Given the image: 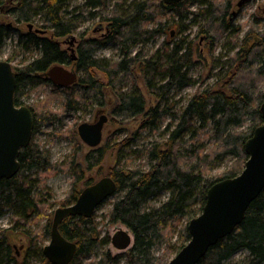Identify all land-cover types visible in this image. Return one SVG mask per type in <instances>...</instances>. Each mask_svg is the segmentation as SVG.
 Returning a JSON list of instances; mask_svg holds the SVG:
<instances>
[{
	"label": "trees",
	"instance_id": "obj_1",
	"mask_svg": "<svg viewBox=\"0 0 264 264\" xmlns=\"http://www.w3.org/2000/svg\"><path fill=\"white\" fill-rule=\"evenodd\" d=\"M69 1L17 0L11 12L19 13L18 21L25 23L40 16L42 28L51 31L52 37L58 40L73 34L79 19L83 17V13L77 15L79 8L70 10ZM5 3L0 1V8ZM112 3L113 0H88L81 8L93 18L111 6L113 12L106 18L109 23L107 38L85 43L78 59L72 63L74 68L82 69L85 73L75 85L64 89V93H68L65 108L80 111L93 103L102 107L106 103V89L112 87L117 93V105L112 112L115 117L143 116L147 119L146 125L157 130L159 118L169 115L170 111L159 103L172 90L181 91L191 83L189 73L202 53L195 39L190 40L189 37L164 43L147 57H142L145 54L140 51L135 57L129 58V49L154 41L164 33V17L182 16L185 8L195 4L200 7L196 17L207 24L201 34H212L218 40L230 32L240 38L243 30L235 29L228 23L231 8L229 2L222 6L211 0H183L173 5L164 0H133L122 6L118 0L114 6ZM151 23L157 28H147ZM172 33L182 34V28L172 30L171 36ZM243 35L242 43L235 49L233 57H229L222 66L224 75L219 79L220 82L193 95L179 114L173 113V120L167 127L168 138L147 147L149 170L135 169L126 173L116 171L111 175L118 188L108 216L111 223H121L134 234V247L126 253L113 256L111 252L103 251L108 241L100 239V231L93 216H69L60 225V232L66 239L77 244V253L70 264H85L90 257L96 258L90 264H165L167 258H156L154 248L164 243L168 223L178 218L191 221L200 216L207 201L208 190L214 184L233 179L242 173L249 158L245 144L255 130L264 124L261 114L264 103V33L249 30ZM5 38L2 26L0 51ZM111 42H120L126 49L125 58L118 63L96 57L97 52ZM29 46L35 47L40 55L23 63L20 68H13L17 80L15 104L18 107L26 106L23 96L29 87L39 82H48L45 73L51 67L70 64L67 54L49 37L33 38L25 43L27 49ZM98 72L105 76L106 83L98 78ZM139 81L159 102L157 106L147 110L144 96L136 90L128 91L126 85L131 83L136 87ZM53 88L59 90L56 86ZM77 88L79 94H76ZM28 107L34 115L35 135L52 115L43 112L46 105L43 108L41 103ZM202 131L210 134V139L218 144L216 155L235 159L221 177L210 175V155L201 154L202 145L198 144V139ZM189 140L190 148L187 147ZM105 155L106 148L92 151L87 157L90 169L101 164ZM188 161L196 162L190 163L189 168L183 167ZM19 162L21 169L18 174L0 181V218L7 211L13 210L18 215L16 218L28 221L43 212L44 204L42 201L39 203L35 196L40 186L38 177L56 167L51 162L49 151L40 148L33 139L22 150ZM78 167L73 189L65 203L67 206L73 205L82 191L78 189V184L84 180L85 175ZM90 185L86 184V187ZM163 193H170L167 201L159 206L145 207L150 199ZM11 230L15 229H0V264L14 262L8 235ZM47 231L51 233L50 225H47ZM181 237L184 243L178 253L191 239L188 227L183 229ZM168 250L169 254L173 252L170 247ZM242 251L249 254L247 264H264V191L251 204L241 226L213 246L199 264H229L230 259ZM41 258L43 264H51L43 254Z\"/></svg>",
	"mask_w": 264,
	"mask_h": 264
},
{
	"label": "rangeland",
	"instance_id": "obj_2",
	"mask_svg": "<svg viewBox=\"0 0 264 264\" xmlns=\"http://www.w3.org/2000/svg\"><path fill=\"white\" fill-rule=\"evenodd\" d=\"M0 1L6 2L0 9V28L4 27L6 35L0 51V61L11 63L13 68H20L23 63L37 58L40 54L35 47L29 46V49L25 47V43H28L33 38L49 37L56 42L70 40V36L60 38V40L54 39L51 31H48L45 35H35L34 31L30 33L28 29L30 24L34 25V29L45 30L41 26V17L36 16L29 23L19 22V13L11 12L17 0ZM87 1H69L70 10L77 7L80 9L77 15L83 13V17L79 19L77 27L74 29L73 34H71L76 39L75 46L59 44L60 48L63 51H67L69 55H73L70 49H74L78 57L80 49H83L85 43L88 41L107 38L108 32L106 28L109 26V23L106 21V18L112 15L113 7L111 6L107 11L104 9L98 16L93 18V16H89L88 12H84L81 9ZM115 1L113 0V6ZM132 1L118 0L121 6L124 3L129 4ZM211 1L221 4V6L225 3H230L231 8L227 20L235 29L242 28L243 33L249 30L264 33V0H248L242 6L238 5L241 0ZM199 10L200 7L195 4L185 8V14L182 16L164 17L162 20L165 24L163 27L164 33L160 34L154 41L148 42L145 46L143 45L144 47L134 46L129 49V58L135 57L140 51L145 54L142 57H147L164 43H173V41L176 42L182 37H189L190 40L195 39L202 53L196 59V63L189 73L191 83L181 91L172 90L165 100L160 103L148 93L141 81L138 82L136 87L131 83L126 85L128 91L132 92L136 90L139 95L144 96L147 101V110L151 106H157L158 103L165 110L170 109L169 115L167 114L159 118L160 124L157 130H153L147 126V119L143 116L115 117L112 112L117 105V93L112 87L106 89V103L104 106L101 107L93 103L91 106L84 107L80 111L67 110L64 102L68 93H64V89L54 90V85L49 80L48 82H39L25 91L26 94L23 96V101L26 106L41 103L42 107L46 105V108L43 107V112H48L52 115V118L43 124L39 131L33 135L32 139L40 148L49 151L51 162L56 169L41 174L38 177L40 186L36 190L35 196L39 200V203L42 201L44 204L42 206L43 212L40 215H34L28 221H22L19 217L16 218L18 215L16 211L12 210L7 211L0 218V229H15L11 230L8 234L14 257L12 264H43L41 256L44 247L51 241V233H48L47 225H50L51 232L56 210L67 207L65 203L74 186L76 167L79 166L78 168L85 175L84 180L78 184V189L82 191L86 188V184H95L105 177L112 178L111 175L115 174L116 171H124L126 173L129 170L135 169L149 170L150 165L146 157L147 147L151 143L162 142L168 138L167 127L173 120V113L179 114L180 110H183L187 106L190 98L198 93V91L216 86L217 81L224 75L222 66L229 57H233L236 52L235 49L242 43L244 35L242 33L240 38H238L236 34L229 32L228 35H223L217 40L213 38L212 34H201L203 27L207 24L196 17ZM102 27L104 29H100ZM180 27L182 28V34L177 35V33H174L172 36L170 35L172 30H179ZM147 28L152 29L157 27L151 23L147 25ZM234 28H232V31ZM125 50L120 42H111L101 48L97 52L96 57L99 60L105 59L107 62L118 63L125 58ZM73 62L70 61L69 65L64 66L69 70H73ZM75 69L78 73L79 81L85 72L82 69ZM97 75L103 83L107 82L101 72H98ZM79 92L80 90L77 88L76 94H79ZM103 114L108 116V122L104 126L102 144L96 149L106 148V155L101 164L90 169L87 157L95 149L89 147L81 140L78 127L83 123H96ZM201 133L202 135L198 139V144L202 145V156L210 155L209 159L212 160L210 163L212 165L211 171H209L210 175L221 177L233 165L235 159L216 155L219 148L218 144L210 139V134H207L205 131ZM188 138H190V135ZM187 147L190 148V140ZM195 162L188 161L185 165L183 164V167L189 168L190 163ZM116 197L114 195L107 199L96 209L93 215L98 231H100V239L104 238L108 241V244L103 247V251H109L113 256L128 252V250H118L112 245V238L119 230H129L121 223H111L109 219L108 214L113 207ZM169 198L170 193H163L159 197L150 199L145 207L159 206ZM189 223L190 221L186 218H178L168 223L165 229L166 239L164 243L158 244L154 248L156 258L163 260L167 258L165 264L170 263L184 243L181 235L183 229L188 227ZM131 234L133 239L132 249L135 245V236L132 232ZM169 247L173 249V252L170 254ZM40 252L42 253L40 254ZM94 261H96V258L90 257L86 260L85 264H90ZM247 262H249V254L246 251H242L234 255L230 259L229 264H247Z\"/></svg>",
	"mask_w": 264,
	"mask_h": 264
},
{
	"label": "water",
	"instance_id": "obj_3",
	"mask_svg": "<svg viewBox=\"0 0 264 264\" xmlns=\"http://www.w3.org/2000/svg\"><path fill=\"white\" fill-rule=\"evenodd\" d=\"M164 1L173 5L183 0ZM246 1L241 0L238 5L242 6ZM29 26L32 27L31 24ZM45 77L62 89L78 82V73L60 64L51 67ZM16 88L12 64L0 61V181L18 174L21 169L20 154L30 145L34 135V115L28 106H16ZM261 114L264 120V103ZM107 122L108 116L103 114L94 124H81L78 127L81 140L91 148H98L102 144ZM245 151L249 158L242 173L233 179L220 181L208 190L202 214L188 225L190 241L169 264H199L213 246L241 226L251 204L264 191V124L247 141ZM117 188L113 178H102L86 187L73 205L56 210L51 241L43 250L51 264H70L77 253V244L60 232L62 222L69 216L92 217L100 205L116 194ZM132 242L129 230H119L112 238V245L122 251L130 250Z\"/></svg>",
	"mask_w": 264,
	"mask_h": 264
},
{
	"label": "flooded vegetation",
	"instance_id": "obj_4",
	"mask_svg": "<svg viewBox=\"0 0 264 264\" xmlns=\"http://www.w3.org/2000/svg\"><path fill=\"white\" fill-rule=\"evenodd\" d=\"M1 9V8H0ZM32 25V24H31ZM28 29H29V31H30V33H32L33 31H34V33H35V35L36 34H40V35H45V34H47L48 33V30H41V29H34V25H32V27L30 28V26H28ZM100 29H104L103 27L102 28H100ZM97 31V30H96ZM106 31L107 32H109V27H107L106 28ZM31 35V34H30ZM37 36H39V35H37ZM70 36V40L68 41V40H66V41H63V42H57V44H58V46H59V44H70L71 46H75V44H76V39L74 38V40H72V37L73 36H71V35H69ZM60 40V39H59ZM60 47V46H59ZM71 51H72V53H73V55L71 54V55H69V53L67 52V51H64L66 54H67V56L69 57V61H71V62H75V60H73V58H75L76 60L78 59V57H77V54H76V51L74 50V49H70ZM79 54H80V51H79ZM73 69L76 71V69L73 67ZM77 72V71H76ZM57 87V86H56ZM59 88V87H58ZM59 89H62V88H59Z\"/></svg>",
	"mask_w": 264,
	"mask_h": 264
}]
</instances>
